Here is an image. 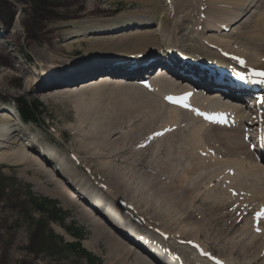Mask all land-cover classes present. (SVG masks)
<instances>
[{
	"label": "rangeland",
	"instance_id": "obj_1",
	"mask_svg": "<svg viewBox=\"0 0 264 264\" xmlns=\"http://www.w3.org/2000/svg\"><path fill=\"white\" fill-rule=\"evenodd\" d=\"M2 1L3 0H0V6ZM5 1L8 2L11 6L10 9H8L9 7L7 6L5 9L0 10V36L2 42L0 43V52L2 54H6L10 58L8 60L9 65L14 67L16 71H18V73H14L16 71L10 69L8 67L9 65L7 66L5 64L6 62L3 61V57L0 55V107H4L3 105L8 103V109L12 110H14L15 108L14 106L16 98H19L22 101H28L31 98H38V95H40L45 89H50L54 86L62 85L60 84V76L66 68L75 66V63L81 62L85 58H87V60L90 59L92 55L97 51H101L103 49L114 46H118L121 49L130 51L128 50L129 48H127V45H123L122 43L105 45L104 43L99 44V40L91 46L87 44V41L77 43L76 39H79L83 36L68 38L69 34L74 31L67 28L68 23L82 20V18L85 19L88 17L95 18L96 16L106 18L117 17L120 15H124V17H132L134 21H137L140 18H146L149 14L148 10H152V3L140 4L138 2L127 0H80L79 5L75 2V0H11L12 2H9V0ZM169 1L170 2L167 3L166 6H163L164 4L162 1L158 2L157 6L159 8L157 6L156 8H158L159 12L161 11V15L163 14V11L165 9L168 12L170 11L171 14L169 15L171 16L172 23L177 19H181L183 15V6L187 4L189 8L188 10L190 19H188V21L186 20L185 24L187 26L183 25L184 27L182 28L185 29L184 32L189 31L188 35H193L191 36L192 45L198 46L202 50L204 48V51L208 54L211 52H216L218 55L215 56L220 58L223 63L226 64V66L230 67L232 66L230 59L222 57L220 55L221 51H231V53L234 55L235 51L239 52L240 50H243L244 53H247L250 56L255 55L253 58L256 62H250L245 57H240V60H245L246 62V64H242L244 67H256L254 65L260 64V62H264V49H259L264 48V11H262L261 9H252L254 10L253 13H256L254 18L252 19V22H245L249 24H255V27L251 28L253 29L254 33L252 34L250 39L245 37L243 39L235 40L236 34H230L231 28L235 27L236 29L242 30L243 25H240L241 21L234 23V25H232L229 30L224 31L225 35H228L225 38H220L215 34V32L206 30L202 27L201 23L203 22L212 24V22L206 20V18L210 17V15L213 13H216L218 16L216 17L215 15H213L212 19H220L221 17L228 16V14L227 16H225V14L223 13L225 8L221 11L214 9L210 10L209 7H207L208 2L213 3L214 0H201V2L200 0ZM175 3L177 4L175 5ZM201 3H205V5ZM73 7L76 8V10L74 11L76 15L82 13L85 16L81 19H62L60 17L63 15L55 12L72 9ZM104 7L107 8V10L102 12ZM80 8L83 9L82 12H78ZM155 10L157 11V9ZM19 11H21L22 15L24 16V18L22 19V23L17 18ZM251 12L250 14L247 13L246 15H251ZM50 15L52 17H50ZM246 15L243 17L242 21L245 19ZM163 18L167 20L169 25L167 24L166 26L167 30H160V33L155 30L157 24L156 20H154L152 24L147 26H137L134 25V23H130L132 25L131 27L124 28L129 29L125 31L124 34H127L129 31L135 32L155 30L159 33L158 37H163L162 39H159L160 41L157 42L153 41L151 38H146L144 43L140 47L132 50V52H139L140 48L144 50H147L149 47L158 49V42H163L164 40H168L173 43L181 40L178 39V37L181 36V33L179 29L176 28L177 24L175 25L172 23L170 25V19L167 14H165ZM185 19L187 18L185 17ZM19 22L22 25H20ZM20 26L25 30V36L28 39L33 38L31 36L33 35L32 33L38 34L37 40L35 41L36 43L26 45V48L28 50H25L21 45L24 40V35H20L18 37V45L7 44L3 41V36H5L6 34H12L14 31L19 29ZM21 31L22 30L18 31V33H20ZM45 31H47V33H43ZM113 32L114 31H112L111 29L101 30L97 31L96 35L104 34V36L108 37ZM174 33L176 34V36L173 35ZM52 34L58 35L62 38L60 39V41L53 40L52 42H50ZM155 36L157 37V34ZM194 36L196 38H194ZM182 37L185 38L186 36ZM219 40L225 41L227 44L223 45L219 42ZM45 41H47L50 53L49 51L45 52L42 47L44 46ZM77 44L82 45L80 47L77 46ZM133 46L137 47L136 44ZM85 47L88 49H85V51H83V48ZM251 48H253V50ZM156 49H151V51L155 52L157 51ZM172 51H176L179 53V48L175 47ZM21 54L24 55V57L28 56V58L24 60L23 65H21L19 62L20 60L23 61L24 59L22 58L23 56ZM29 59L33 60L36 63L35 71H33V68L29 69L27 64ZM258 59L260 62L257 61ZM39 61H41V63L43 64L50 62L49 68L45 66L38 67L37 62ZM178 61H180V58H178ZM157 65L158 64H153V66L147 71L146 75H148V77L150 75V72L153 71L154 68L157 67ZM260 65L263 66L262 64ZM27 72H29L30 74ZM103 73H105V71H101L98 74L92 75L91 77L88 76L78 80L68 81L65 82V84L77 83L86 79L94 78L97 75ZM44 77H46L45 79L47 80H51L52 77L56 79L55 81H50L52 84H49V82L44 83ZM53 83H55V85ZM106 83L107 86L103 88H105L104 90L108 97L104 95L99 99L95 98L94 100H91L86 94H82L81 98L76 96L73 97L72 95H63L59 98H50L45 100H40L38 98L42 102L40 103L41 107L38 108V120L33 125H26L31 133V139L32 137H34V140H32V142L34 143V146L36 148L27 146L28 151L34 152L37 151V148H39V146H46L54 153H56L55 155L59 162H61L64 166L70 168L71 170H74V172H76L75 170H77V173L79 174H82V172L78 170V168L83 171H85V168L80 167L78 164L80 162H84L89 168V172L87 173L89 179L93 181V183L101 185L103 188L106 187L104 188V190L108 193H104L107 196L105 197V200L115 198L114 201H118V198L114 197L117 196L118 193L116 191L118 189H120V191L124 195L123 199H125V196L130 198L128 195L129 191L125 189V183L130 185V192L132 194L131 197H133L134 194L133 198H135L130 199V203L128 204V206L130 205L129 207L131 210L129 209V207H124L117 204L116 206L118 207L116 208V211L117 213L120 211V214H122L125 218L127 217V223H129L130 221L133 224L134 222L132 218L136 217L137 214L143 217L142 221H144V219L147 221V224L143 226V228L149 234H151V231L156 230V228H160L164 233H168L171 236L175 235V232H178L176 235L179 236L178 238L180 240H183V243H186L187 240L196 242L193 239L194 237H192L188 233L192 232V230H197V227L194 226V221H192L191 219H188V221L184 220L187 218L183 217L188 213L193 205L195 207H193V209L196 211L197 216L196 221L199 222V226H202L200 228L204 232L203 233L201 229L198 230L200 232L197 231V233L199 234L197 235V239L200 240L199 243L201 244V246H204L206 250H208L215 256L224 259L225 262H233V260H236L239 264H246V260H251L248 257H244L247 251H244L241 256H238L235 247V244L237 242L236 235L229 236L228 232L223 229L222 221L224 217L228 216V214H220V208H216L213 204L215 203L214 199L212 202L210 201V192H214V190L216 191V187L217 189L227 188L229 190V201L238 200L235 198L237 194H235L234 191H237V189L236 184H232L235 183L234 181L232 182L233 178L230 176V180L228 179L227 181L223 176L222 169H220L219 175H217L218 173L215 174L212 170V157H218L213 158L218 159L217 161L219 163H222L219 157H221L223 152L221 149L219 150V148H223V144H229V141L231 142L233 136H235L234 138L236 139L240 138V140L242 141L241 134L239 137L236 136L235 133L231 135L232 137L228 135L224 136L222 138L224 139L223 143L221 142L222 139L221 141L216 139V136H218V133L220 132H218L215 128H210L206 125L201 126V122L198 120V118L191 117L194 120H189L180 116L181 120H178L179 122H181V124L179 125L180 127L184 128V123H187L189 130L200 129L199 136L202 138L201 142L205 143H202L205 147L204 149L203 147L199 149V152L196 150V155L198 154V157H196L195 153L193 155V152L191 154L192 159H190L187 154L178 153L179 151L177 150H181V146L180 144H177L179 143L177 139H175L177 141L174 140L176 149H170V152H172L171 154H173V151L174 153H176L174 155H168L166 153L168 143L165 142V140H163L162 138H156V143L151 142L146 145V148L149 149V152L147 153L144 148L141 147V145L144 139L151 140L154 139L156 135H158L155 124L159 123L165 127L164 128L162 125H159L158 129H166V127L171 128L173 124V120H170L164 116L166 114V111L165 108L161 106L156 112L157 116L155 117L154 115L155 122L152 125L149 126V122L148 124L146 122L148 121V119L149 121L151 119H154L153 117H150V114L144 115L143 118L135 117L134 121L132 119L128 120L127 126L121 124L123 128L125 127L124 130L129 133L128 136H124L125 134L123 135V129L120 130V128H122L121 125L118 127L119 129H116V127L114 129H111V134L108 132L104 133V131L108 130L109 126V128L113 126L112 124L108 127L106 126L102 128L103 133L100 134L102 135L100 136L101 140L104 138L108 141L105 142V140L103 139L106 144L103 143L101 145L98 143H91L90 141H93L94 139L90 138L89 135H86V128L88 127L89 122L85 120V117H87V114L85 112H94L95 115H99L102 122L104 116L107 114L106 117H111L110 115L115 111V108L117 106H121L119 104L125 99L113 89L112 83L116 82L107 81ZM135 83L136 82H130L132 86H138V84ZM168 83H171L174 88H164L165 91L183 88L182 85H180L179 82L176 81V79L172 78V82L168 81ZM162 84L161 86H163ZM153 96L151 98H153ZM198 96L199 102L200 99H206L207 97L203 96L202 91L198 93ZM160 99H162V97L158 98V100ZM199 102L197 103L199 104ZM217 104L218 102H215L213 105L216 106ZM160 110L162 111V113H159ZM179 112L180 111L178 109V111L176 112L177 115ZM121 116L125 118L124 114H121ZM141 119H143V122L141 121L142 123H144L143 125H148L149 129L152 127V130L150 129L151 132H149L150 130L148 131V129L147 131H143L141 126L140 128L143 133L134 141L133 138L138 131L137 124H139V121ZM80 121L82 122V124ZM176 124H174V126H176ZM118 131L122 133V136H120ZM203 137L207 139V142H205L206 139H204ZM225 138L226 140H228L227 142ZM130 140L132 142L134 141V143L130 142L131 147L129 146ZM92 145H98L99 147L100 152H98L99 155H96V160H94L90 156V154L87 153L89 151L87 149ZM171 146L173 147V145ZM212 146L218 148L213 149ZM123 147H126L127 149L124 151ZM237 147L239 153H243L242 156H244V152L246 151H244V146L242 144H237ZM8 150L9 148H5L2 150L0 149V264H141L131 255L124 258V260H120L122 253H117L120 254L119 258L117 257L118 259L116 258L115 251L110 254L106 250L102 241H108V238L104 235H101L99 231L100 227L101 229L106 231L105 227H102L99 223L97 224V222L93 220L94 218L92 219L90 215H88L89 218L93 220L95 224L93 222H90V220L85 216H81L82 218H80L81 214L78 215L75 213V211L77 210L76 207L79 205H77L74 200H71V205H74L76 207H68V205L63 206L59 198L56 199L49 194L48 191H52V189L54 190V185L46 184V178L41 173V171L38 172L40 170L39 165L36 163L32 165L33 162L28 161L31 165L26 164L28 166H24V164L15 161V159H13L14 157L8 154ZM116 150H118V152H116ZM140 150H143L142 153ZM154 150L156 151L155 156H157V158L154 157L152 160H150L149 155L152 154ZM200 150L201 155L203 154L202 156L200 155ZM204 150L209 154L205 153ZM119 152L125 155V157H121L123 156L122 154L118 157V155L116 154H119ZM5 154H7V156L9 157H7ZM207 155H209V157H207ZM201 157H203V159ZM204 157H207V159ZM84 158L86 159L83 160ZM233 158L234 157H231L229 158V160L234 163V161L232 160ZM184 159L189 160L190 164L183 165L182 161ZM201 159L204 162L208 160L207 162H205V168L203 167L204 162L201 161ZM209 159H211V161ZM144 162H146L147 164H144ZM170 162L175 165L174 168H177L178 166H176V164H178L181 165L179 167H182L184 169L177 168L173 170L174 168L169 165ZM254 164L255 163L252 162V166ZM155 167H157L159 170H156ZM242 169H245L246 172L243 170L241 172V175L242 173H248L250 170L244 165L242 166ZM32 170L36 172V174H34L35 176H37L36 178L38 181V185H41V189L36 188L37 182L34 181L33 173H30L33 172ZM188 170H192V172H189ZM142 175L148 177V180L145 181L146 184H144L146 186L143 187L145 189H142L141 185L139 184L141 182H144L143 179L140 180L139 178V176ZM52 178H54V176H52ZM189 180L191 181L192 185L190 183H187L190 182ZM101 181H104L106 183L104 184ZM223 181H225V184L223 183ZM95 184L94 187L91 186V188L93 189V191L92 189L91 191L96 195L99 187ZM132 184L133 186L139 185L140 189H134ZM190 185L192 189L190 188ZM176 187H178V189L175 191ZM121 188H124V190ZM186 189L187 191L185 192L184 190ZM134 191L136 193H134ZM182 192L184 194L189 192L186 195L192 193L195 199L194 204H192L193 202L190 203V201H187V203L186 201H180L178 193L184 196ZM165 195H167L169 198H174V201L177 199L176 202L179 203L178 205H181L178 210L173 205L172 200L164 198ZM231 196L232 200H230ZM78 198L81 200L79 196ZM119 199H121V197H119ZM124 201L125 200H123V203ZM215 201H217L216 204H219V199ZM95 203L97 205V202ZM106 206L110 208V206ZM163 208L165 209V211H163ZM125 209L127 210V214H125ZM256 209L257 208L244 210L242 214L241 212L239 213V215L241 214V226H239L236 234L239 231H243V229L249 222L252 223L251 214H253ZM122 210H124L125 215L122 213ZM100 211H103L102 208H100ZM249 211L251 212V214L248 213ZM234 214H236V210L234 211ZM210 216H214L217 221V223H212L213 226L212 224H209V226H207V223L210 220ZM200 221H204L203 224ZM101 224L104 226L107 225V223ZM99 225L100 227L98 228L97 226ZM149 225L156 227L152 228L150 231ZM208 227L212 229L209 230ZM90 228L93 230V234L94 232H96L94 234L95 239L101 241L97 243L92 241V231ZM215 228H218V230ZM219 230L221 233L219 232ZM208 231L211 232L209 233ZM214 231L215 233H213ZM247 232L251 233L250 229H247ZM154 235L160 236L162 238V235L164 234L153 233L150 236V238L153 240H155ZM222 235L224 236L222 237ZM78 237H81V239H79ZM224 237L226 238L224 239ZM231 237L234 239H231ZM168 240H170L169 242L174 244L171 238H168ZM76 242H79L80 250L94 255L95 260L88 259L85 256L84 252L76 248L71 249L70 246L66 247V245H71ZM158 242L156 241V243ZM175 243L178 242L176 241ZM117 245L119 247H122L119 244ZM157 245L159 246L160 242ZM89 247L91 249H89ZM174 247L175 249H178V252L176 254L177 257L181 258L183 264H185V260L195 261V258L190 255L189 252L179 251L180 246H178V244H176ZM134 254L139 257V254L137 252H134ZM256 254L258 256V250ZM228 258H230L231 260H227ZM115 259H117V261ZM142 259L145 260L144 258ZM89 260L92 261L89 262ZM187 264H190V262L187 261Z\"/></svg>",
	"mask_w": 264,
	"mask_h": 264
},
{
	"label": "bare ground",
	"instance_id": "obj_2",
	"mask_svg": "<svg viewBox=\"0 0 264 264\" xmlns=\"http://www.w3.org/2000/svg\"><path fill=\"white\" fill-rule=\"evenodd\" d=\"M127 1H134V2H138L140 4L152 3V10H148L149 14H148V16L146 18H140L137 21H134L132 17H124V15H120V16H117V17H106V18H101V17H96L95 16V18L94 17H88V18L84 19V18H82V17L85 16L84 14L80 13V14L76 15L75 13H73L72 15H74V17H71V18H77V19H81L82 18V20H78V21H75V22H72V23H68L70 25L67 24V28L70 29V30H74V31H72L70 33L71 35L69 34L68 38L69 37L83 36V37H81L79 39H76L77 43L86 42L87 41V44H89V46H91L92 44L96 43L98 40L100 41L99 44L100 43H104L105 45H109V44H113V43H115V44L122 43L123 45H127V48H129L128 50H130V51H127L125 49H121L118 46H114V47H110V48H107V49H103L101 51H97L96 53H94L92 55L91 58H94V59H92L91 61L84 60V61L75 63L74 64L75 66H73V67L66 68L63 71V73L61 74V76H60V84L67 85V84H65V82L78 80V79H81V78H84V77H88V76L91 77L92 75L97 74V73H99L101 71H105V73L99 74L97 77H94V78L83 80V81L79 82L80 84H77L76 86L74 84H73V86H69V87L68 86L62 87V85H57V86H54V87H52L50 89H45L38 96L43 97V98L48 96V99H50V98H59V97H61L63 95H68V96L72 95L73 97L76 96V97H80L81 98L82 94H86L91 100H94L95 98L99 99V98H101V96H104V95L106 97H108L106 95L105 90H104L105 88H103V87L107 86V83H106L107 81L108 82H116V83H112L113 89L115 91H117L125 99L119 104L121 106H117L115 108V111L112 112V114L110 113L111 114L110 116L112 118L107 116L108 118H111V119H108L106 117V115H107L106 114L104 116V118H103V121L101 122L99 115H95L94 112L93 113L89 112V111H88V113L85 112L87 114L86 115L87 117L84 116L85 120H87V122H89V125L86 128V135H89L90 138L94 139L93 141H90V142L91 143H98V144L102 145L103 143L108 142L104 138L103 139L105 140V142H104L103 139L101 140L100 136H102V135H100V134L103 133L102 128H104L106 126L108 127L109 125L113 124V126L111 128H109L110 127L109 126L108 130L104 131V133L108 132V133L111 134V132H112L111 129H114L115 127L117 129L121 124L127 126V122H128L129 119H132L134 121L135 117L143 118V116L146 115V114H150L151 116L150 115L149 116L154 118V119H151L150 121H149L148 118H147L148 121L145 120L147 122V124L149 122V126H150V125H152L155 122V117L157 116V113H156L157 110H159V108L161 106H163L165 108V111H166V114L164 115V113H163V115L165 117H167L168 119L173 120L172 121V123H173L172 127L171 128H167L166 127V129H158V126L162 125V124H159V123L157 124L156 123L155 124V128L157 129V134L158 135H156V137L154 139H151V140L144 139L143 142H142L141 147H143L144 150L148 153L149 149L146 148V145H148L151 142H155L156 143V141H155L156 138H162L163 140H165V142L168 143V148L166 150V153L168 155H174L176 153H174V151H173V154H171L172 152H170V149L171 148H175V141L178 140L179 143H177V144L178 145L180 144V146H181V150H177V151H179L178 153L187 154L188 157L190 159H192L191 158L192 152H193V155H194V153L196 155V150L199 152V149H201L202 147L204 149V147H205V146H203V144H205V143L201 142L202 138L199 136V130L200 129L189 130L188 125H185L184 128H182L180 126L179 127L178 126H174V124H176V123L180 124V122H178L179 115H182L186 119H189V120H194L191 117L198 118V120L201 122V126L209 124V123H207V121H208V112H209V115H210L214 111V109H208V104L209 103H215V101H211V100H212V98H217L218 97L217 93L216 92L210 93L213 96L212 98H210L211 97L210 96L209 99L206 98L205 100L201 101V102H204V101L209 100L207 104H200V102L196 101V98L194 96H192L191 99L186 102L185 110H181V109H179L177 107L170 106V105L166 104L164 99H163L164 95L167 94V92L163 90V86H165L167 88H173V85L171 83H168V81H166L165 79H163V77H165V76L167 77L170 74L168 72H166V70L164 68H162L161 66H163V67L168 66V60L171 61L172 59L171 58H168V59L167 58H160V59H158L159 66L156 67L155 70H154V72L158 71V73H156L154 75L157 78H155V80L153 82L149 83L147 87L141 86L139 84H138V86H132L130 84V82H136L137 83L138 79H135V78L138 77V73H140V76L143 77L147 73V70L150 69V67H151V63H152L151 60L154 59V61H155L158 54L157 55H152V56H146V55H149L151 53V49H147V50L140 49L139 52L133 54V55H137V54L139 55V56H136V57L129 56V54H132L131 53L132 50L140 47L144 43L146 38H151L155 42L160 41L159 39L163 38V37H158V34L160 33V30H167L166 26H167V24L169 25V23L167 22L166 19L163 18V16L165 14H167L169 16V19H170V25L172 23L175 24V25L177 24L176 28H178L180 33H181V36H179L178 39H181V40H179L178 42H174V43L170 42L168 40H164L163 42H158V49L159 50H161L163 52H165V51L167 52V51H169L167 49L178 47L180 52H181L180 55L182 57H191L192 61H195V63L197 61H198V63L199 62L203 63L204 60H209L211 62L216 63V65H217V63L222 64L223 61L220 58L215 56V55H218L216 52L215 53L211 52V53L208 54V53H206L204 51V48L202 50L200 47L194 46V45L191 44V40H192L191 36H193V35H191V36L188 35L189 31L188 32H184L185 29L182 28V27H184L183 25L187 26L185 24L186 20L188 21V19H190L189 10H188L189 8H188L187 4H185L183 6V12H182L183 15H182L181 19H177L175 22L171 23V16L169 15V14H171L170 11L168 12L165 9L163 11V14L161 15V11L160 12L158 11L159 7L157 6L158 2L162 1V2H165V3H169V1H167V0H127ZM142 1H144L145 3L142 2ZM9 2H12V1L9 0ZM200 2H201V0H200ZM127 3H130V2H127ZM176 4L177 3H175V5ZM201 4L205 5V3H201ZM156 6L158 8H156ZM207 7H209L210 10L214 9V10H221V11L225 8L223 13L225 14V16H227V14H228L227 17H221L220 19H212L213 15H215L216 17L218 16L216 13H213V14L210 15V17H207V18L205 17L206 20L211 21L212 24L204 22L206 30H211V31L215 32V34L218 37L225 38L228 35H225L224 31H226L227 29H230L232 27V25H234V23L242 20V17H244L245 13L249 12L250 9L252 10V9H256L257 8L259 10L261 9L262 11H264V0H214L213 3L212 2H208V6ZM1 9H3V8H1ZM155 9H157V11ZM106 10H107V8L104 7L102 12H104ZM82 11H83V9L80 8L78 12H82ZM253 12H254V10H252L251 15H249V16L246 15L245 19L240 23V25H243L242 26V30L241 29L240 30L236 29L235 27L231 28V33L230 34H236L235 40L236 39H243L245 37L250 39V37L254 33L253 29H251V28L255 27V24L245 23L246 21H249L250 23L252 22V19L254 18L255 14H256V13H253ZM97 15H99V14H97ZM185 17L187 19H185ZM17 18L22 23V19L24 18V16L22 15L21 11H19V14L17 15ZM62 19H65V18H62ZM154 20L157 21L155 30H157L159 33L154 30V31H135V32H130L129 31L127 34H124L125 31L129 30V29H124V28H127V26L130 25V23H134V25H137V26H147V25L152 24V21H154ZM20 22H19V24H20ZM20 25H22V24H20ZM201 25H202V23H201ZM107 29H111L114 32L111 33L110 36H108V37L104 36V34L96 35L97 31L107 30ZM17 30L18 31L22 30V31L20 33H18ZM17 30L14 31L12 34H6L5 36H3L4 43L12 44V45H18L19 43H18L17 40H18V37L20 35H24V40L21 43V45H22V47L25 50H28L26 48V45H30V44L36 43L35 41L37 40V36L33 37L31 35L33 38L32 39H28L25 36V30L23 29V27L21 28V26H20V28L17 29ZM43 33H47V31H45ZM156 34H157V37L155 36ZM28 35H30V34H28ZM173 35L176 36L175 33ZM182 36H186V37L183 38ZM57 37H59V36L55 35V34H52L50 42H52L53 40L54 41H60V39L62 38V37H59V38H57ZM194 38H196V37L194 36ZM219 42L221 44H223V45L227 44L225 41H222V40H219ZM0 43H2L1 42V36H0ZM135 44L137 45V47L133 46ZM81 45L82 44H77V46H80V47H81ZM42 47H43L45 52L49 51V53H50L47 41H45L44 46H42ZM255 48H256V46H255ZM85 49H88V48H86V47L83 48V51H85ZM251 49L253 50V48H251ZM259 49L262 50L264 48H259ZM221 52L222 53L223 52L231 53V51L230 52L221 51ZM186 54H189L191 56H185ZM211 54H213V55H211ZM0 55L3 57V61L6 62L5 64L8 66L9 65V63H8L9 61L8 60L10 58L6 54H2L1 53ZM234 55L236 56L237 59H239V61L243 65L246 64V62H245V60H240V57H245L250 62H256V61H254V58H253L255 55L250 56L247 53H244L243 50H240L239 52L235 51ZM22 56L21 57L24 58L25 60L28 58V56L27 57H24V55H22ZM48 56H50V55H48ZM257 61L260 62L259 59ZM19 62L22 65V61H19ZM27 64H28L29 69L33 68V71H35L36 63L33 60L29 59ZM260 64H262L264 66V62H260ZM260 64L254 65L256 67H253V70L260 71V69L263 68L262 70L264 71V67L261 66ZM251 65H253V64H251ZM37 66L38 67L39 66L40 67L45 66V67L49 68L50 62H47L46 64H43V63H41V61H39V62H37ZM8 67L10 69L16 71V69L14 67H12L10 65ZM180 67L182 68L183 66L181 65ZM193 67H195V65L194 66L189 65L188 68H186L187 69L186 72L188 73V71H191V69ZM223 67L226 68V66H224V65H223ZM129 68H132L133 70H129ZM142 71H145V72H142ZM176 71L179 72V70H177V69H176ZM170 72L174 73L172 70ZM14 73H18V71L14 72ZM27 73H29V72H27ZM54 76H56V75H54ZM46 77H44L43 79H45ZM53 77L51 78V80L45 79L44 83H46V82L48 83L49 82V84H52L50 81H55V79H56V78H53ZM185 77H190V76L186 75ZM130 78H133V79H130ZM180 83H182V82H180ZM53 84L55 85V83H53ZM161 84L163 86H161ZM184 84H187V83L184 82ZM199 84H203V82L200 80ZM77 87H81V88L78 89ZM109 87H110V85H109ZM73 89H75V90H73ZM205 89L207 90L208 88L206 87ZM104 92H105V94H104ZM152 96H153V98H151ZM159 97H162V101H160L161 99L158 100ZM154 98L157 99V100H155ZM256 98L257 99H253V100L251 99L248 102L249 106L257 105V107L259 109H261L263 107V104H264V93L262 95L256 97ZM85 99H87V98H85ZM197 102H199V104H197ZM227 102L230 103L228 100H226L225 103H227ZM230 104L233 107L240 106L239 102H231ZM213 106H215V105H213ZM81 108H83V107H81ZM205 108L208 109L209 111L207 112ZM178 109H179L180 112L177 115L176 112L178 111ZM160 111H159V113H162V111L161 112ZM250 112H252V111L249 110V112H248V110H247V111H245L244 115H249ZM253 112H255V111H253ZM131 113H134V114H131ZM227 113H230V115L231 114L232 115L235 114V115H233V117H234V119L236 121L237 120H241L244 117L243 114H241V113H238V112H233L232 113L231 109H229V108H227ZM121 114H124V117L127 118V119L123 118L121 116ZM154 115H155V117H154ZM253 117L255 119L257 118L256 116H253ZM142 120L143 119H141L139 121V124H137L138 131H137L135 137L133 138L134 141H135V139L137 137L142 135L143 131H147V129L149 131L152 128L151 127L149 129L148 125L144 126L143 125L144 123H142L143 122ZM246 122H247V124H250V123H252V125L254 124L251 128L256 127V124H255L254 120H250L249 118H247ZM81 124H82V122H81ZM122 125H121V127H122ZM227 125L229 126V123H227ZM260 126L262 127L263 124H261ZM140 127L143 129V131L141 130ZM240 127L241 126H239V125L237 127H235V128L233 126V130L231 131V134L222 133L221 134L222 136H218L216 139L221 141V139L224 136L228 135V136L232 137L231 135L234 134V133H235L236 136H238V133L236 131ZM121 129H123L122 133H123V135L125 134L124 136H128L129 135V133L124 130L125 127L124 128L123 127L120 128V130ZM126 129H127V127H126ZM221 129L223 131H226V129H223V128H221ZM262 129L264 130V128H262ZM151 130L149 132H151ZM222 130L218 129V131H220V132H222ZM253 130H257V129H253ZM240 131H243L242 127H241ZM149 132H146V133H149ZM258 132H259V135H260L261 131L259 130ZM20 133H23V135L27 136V138L19 142V140H21V138H19L17 136ZM122 133L119 132L120 136H122L121 135ZM206 134H208V133H206ZM234 137L235 136H233V139L231 138L232 140H231V142L229 141V144H227V143L223 144L224 143V141H223L224 139H222L221 142H223L222 144L224 145V147L223 148H219V150L221 149L222 152H223L221 157H219V159H221L222 163H219L217 161L218 159H216V158H218V157L213 156V157H216V158L212 157V170H213V172L215 174L218 173L217 175H219L220 169H222L223 176H224V178L227 181H228L230 176L233 178L232 182L234 181L235 183H232V184H236V189H237V191H234V193L237 194L235 196V198L238 199V200L229 201V190L227 188H224V189L223 188H221V189L218 188L217 189V187H216V191L214 190V192H212V191L210 192V201L212 202L213 199H214L215 203H213V204L215 205L216 208H220V211H219L220 214H225V213L228 214V216L224 217V219L222 221L223 229L228 232L229 236L236 235L237 242L235 244V247H236L237 255L241 256L244 251H247L245 253L244 257H248L251 260H246L245 261L246 264H264V230L260 231V226L262 225L261 223H262L263 218H264V208H263L264 207V166H263L264 164L262 165L260 163H264V159L260 158V160H258L259 163L257 162V163H255L252 166V160H250V156L252 155V153H249L248 151H245L244 152V156H242L243 153H239L238 147H237V144H242V141L240 140V138L236 139ZM226 138H225V140H226ZM175 139H177V140H175ZM204 139H206V138H204ZM32 140H34V137H32V139H31V137L28 136V133H27V130H26L25 127H21V125L18 122L15 121V118H13L12 115L10 113H8L6 110H0V149L2 150V149H5V148H9V150H8L9 153L8 154L10 156L14 157L13 159H15V161H17L18 163L24 164V166L26 164L31 165L30 162H28V161L33 162L32 165L35 164V163L38 164L40 170L39 171L37 170V171L38 172L41 171V173L44 175V177L46 178V184L47 185H50V184L54 185L53 186L54 190L52 189V191H48L49 194L52 197H55L56 199L59 198L61 200V203L63 204V206L68 205V207L69 206H74V205H71V202H72L71 200H74V202L77 205H79L77 207L76 206H74V207H76V209H77L75 211V213L78 214V215L81 214L80 218L85 216L87 219L90 220V222H93L94 224H95V222H97V224L99 223L102 227H105L106 231L101 229L100 225L97 226L98 228L100 227L99 228L100 234L104 235L105 237L108 238V241H104V240H102V241H103V244H104L106 250L110 254L115 251L116 258L117 257L119 258L120 254L122 253L120 260H124V258L129 257L131 255V256H133V258L135 260L140 261L141 264H151L148 261V259L144 258L145 260H143L142 256H141L142 258H139V257H137L134 254V252H137V251L139 252V250L137 249V251H136V247L125 240V237H128V236H125V235H130L131 236L130 237L131 240L140 239L143 242L147 241V243L154 250L158 251L163 256V258L166 261H168V262H170L172 264H179V263L183 264L181 258L177 257V254L175 255L176 252H174L175 251V247L174 246H173L172 250H170V252H167V251L162 252L160 246L157 245L159 242L155 239L158 242V243H156L155 240L150 238V236L153 233H155V234H157V233L165 234L163 232V230H161L160 228H156V230H153L152 234L150 235L141 226L139 220L134 219L136 217L132 218V216H131V218H132V220L134 222L133 224L130 221H129V223H127V217L125 218L122 214H120V211H119L120 208L118 210L119 212L117 213V211H116V208L118 207V206H116L117 204L121 205V206H124V207H129L130 205L128 206V204L130 203V199H135V198H133L134 194H133V197H131L132 194L130 192V185L125 183V189H127V191H129L128 195H129L130 198L125 196V199H123L124 195L122 194L120 189H118L116 191L118 193L117 196H114V197L118 198V201H114L115 198L111 199L110 197H109L110 199L105 200V197H107V196L104 193H108V192H106L104 190V188H106V187L103 188L101 185L95 184V183H93V181H91L89 179V177L87 176V173L89 172V168L83 161H82L83 163H81V162L79 163L78 162L79 163L78 165L80 167L85 168L86 172L81 170L80 168H78V170H80L82 172V174L77 173V170H75L76 172H74V170H71L70 168L64 166L61 162H59L61 168L63 169V171L67 175V177L69 176L71 179L75 180L76 183H77V184L75 183V185L78 186L77 190L75 188H71L70 189V186L69 187L67 186V184L64 181V178L62 176H54L55 179L52 178L51 174H49L50 171H52V168L44 166L42 158H40L41 156L35 155L34 152H29L28 151L27 144L30 147H32V148H36L34 146V143L32 142ZM134 141L132 142L130 140L129 141V146H130V142L134 143ZM227 141L228 140H226V142ZM205 142H207V139H206ZM171 145H173V147ZM216 148H218V147H213V149H216ZM42 149H45L46 152H47V149L49 151L48 147L46 148V146H45V148H44L43 146H39L38 150L42 152ZM123 149L125 151L127 148L123 147ZM87 150H89L87 153H89L90 156L94 160H96V158H97L96 155H99L98 152H100L98 145H96V146L92 145ZM142 151H141V153H142ZM116 152H118V150H116ZM155 152L156 151L154 150V152H153L154 154L152 153V154L149 155L150 160H152L154 157L157 158V156H155V154H156ZM204 152H205V150H204ZM205 153H207V152H205ZM255 153L259 156L260 155V150L257 149ZM121 154L122 153L119 152V154H116V155H118V157H119V156H121ZM207 154H209V153H207ZM5 155L7 156V154H5ZM197 155H196V157H198ZM200 155H201V150H200ZM7 157H9V156H7ZM121 157H125V155H123ZM207 157H209V155H207ZM207 157H204V158L207 159ZM231 157H234L232 159L234 161V163L229 160V158H231ZM86 158H84L83 160H85ZM201 158L203 159V157H201ZM202 159H201V161H203ZM245 159L247 160L246 163H245ZM8 160H9V158H8ZM112 160H114V159H112ZM209 160L211 161V159H209ZM207 161H205V162H207ZM205 162L203 163V167L204 168L206 167V163ZM182 163H183V165L190 164V161L187 160V159H184L182 161ZM208 163H210V162H208ZM56 164H57V162H56ZM144 164H147V163L144 162ZM28 165H26V166H28ZM169 165L171 167H173V168L175 167V165L173 163H171V162H170ZM243 165L245 167L249 168L250 170L248 169L249 170L248 173H242V175H241V172L243 170L245 171V169H242ZM176 166H178L177 168L184 169L182 167H179L181 165L176 164ZM177 168H174L173 170H175ZM155 169L159 170L157 167H155ZM188 171L192 172V170H188ZM30 173H33L34 181L37 182L36 183V188L41 189V185L40 184L38 185V181H37V178H36L37 176H35L36 172L33 171V172H30ZM195 175H197V174H195ZM30 178H31V175H30ZM139 178H140V180L143 179L144 182H141L139 184L141 185L142 189H145L143 187L146 186L144 184H146L145 181L148 180V177L142 175V176H139ZM101 182H103L104 184L106 183L104 181H101ZM187 183L188 184L190 183L192 185L191 181L187 182ZM223 183L225 184V181H223ZM94 184L99 187V189L97 190V194L96 195L94 193H92L93 189L91 188V186L94 187ZM117 185H118V180H117ZM191 185H190V188H191ZM132 186H133V184H132ZM133 187L136 190L140 189L139 185L138 186H133ZM228 187H232V186H228ZM167 188H169V187H167ZM39 189H38V191H39ZM83 189H85L87 191L86 193L90 197H92L93 199H95L97 201H100L101 208L107 209V210L108 209L113 210L112 216H114L115 218L114 219L111 218V219L113 220V223L117 227H120V228L113 227L108 221H107V225H105V226L102 225L101 223L104 222L103 218L100 217L101 216L100 214L96 215L94 213V210L87 205V203L89 202L87 200V198H85V200H84L86 205L81 203L82 200H80L78 198V196L83 199V197L81 196L82 193H83ZM91 189H92V191H91ZM121 189L124 190V188H121ZM177 189H178V187L175 188V191ZM180 189H182V188H180ZM183 189H184V187H183ZM132 190H133V188H132ZM158 190H160V189H158ZM181 191H183V190H181ZM184 191L186 192L187 189L184 190ZM134 193H136V192L134 191ZM188 193L189 192H187L185 194L183 193L184 196H182L180 193H178L180 201H186V203H187V201H190V203L193 202L192 204H194V202H195L194 195L192 193L189 194V195H186ZM173 194H170V195H173ZM119 197H121V199L125 200L124 203H123V200L119 199ZM164 198L168 199V200H172V203H173V205L175 206V208L177 210L181 206V205H178L179 203L176 202L177 199L174 201L173 200L174 198H172V197L169 198L167 195H165ZM217 199H219V201H218L219 204L217 203L218 205L216 204L217 201H215ZM230 200H232V196L230 197ZM115 202H118V203H115ZM106 205L110 206V208L107 207ZM68 207H66V208H68ZM193 207L194 206L192 205V208L188 211L187 214L185 213L186 215L183 216V217L187 218V219H184V220L188 221V219H191L192 221H194V224H195L194 226L197 227V230L195 229V230H192V232H188L192 237H194L193 238L194 241H196V242L191 241L189 243H192L194 245H197V244L201 245L199 243L200 240L197 239V235H199L197 233V231L199 229H201L200 227H202V226H199V224H198L199 222L196 221V219H197L196 211L193 209ZM254 207L255 208L257 207L256 212L251 214V212L249 211L248 213L251 214L254 217V219H252V222L259 221V225L257 226V229H258L257 231L260 232L259 235L257 233H255V234L248 233L247 230H245L246 228L243 229V231H239L236 234L238 228H235L237 226V223H236L235 219L236 218L239 219L241 217V214H242L243 210H249V209H252ZM182 208H184V207H182ZM129 209H130V207H129ZM235 210H236V214H234ZM163 211H165L164 208H163ZM240 212H241V214L239 215ZM183 213H184V211H183ZM125 214H127V210L126 209H125ZM88 215H90L92 217V219L94 218L93 220L95 222L93 220H91ZM194 218H195V220H194ZM200 222L203 224L204 221H200ZM212 223H217L216 218H214V216H210V220L207 223L208 224L207 226H209V224H212ZM92 226H95V225H92ZM212 226H213V224H212ZM252 226H253V224H252ZM146 227H148V226H146ZM211 229L209 228V230H211ZM215 229L218 230V228H215ZM262 229H263V227H262ZM91 231H92V233H91L92 241L95 242V243L101 241V240L95 239L94 234L96 232H94V234H93V230L92 229H91ZM116 231L118 233H120L122 236H120V234H118ZM188 231H191V230H188ZM215 231L213 233H215ZM198 232H200V231H198ZM202 232H203V230H202ZM219 232H220V230H219ZM219 232H217V233H219ZM227 232H225V233H227ZM177 233L178 232H175V235ZM123 234H125V235H123ZM175 235H173V237H171V235H169V236H167V239L168 238H174ZM213 235H215V234H213ZM217 236H218V234H217ZM223 236L224 235H222V237ZM220 237H221V235H220ZM232 237H231V239H234ZM225 238L226 237H224V239ZM176 239L178 240L179 238H176ZM214 239H216V238H214ZM189 243H187V242L184 243V244H186V246L180 245L181 244L180 243V244H178V246H180V250L179 251L189 252V254L192 255L195 258V261L187 260V261L190 262V264H196L197 262H198L197 264H213L209 260H205L204 257L202 256V254L194 253V250L189 246ZM117 244L121 245L123 248L119 247ZM182 244H183V242H182ZM246 246H247V248H246ZM89 249H91V248L89 247ZM257 250H258V256L256 254ZM118 252H120V254H117ZM117 259H115V260L117 261ZM227 260H231V259L228 258ZM187 261L185 260V264H187ZM233 262L234 263H238V261H236V260H233ZM233 262L232 261H227V264H234Z\"/></svg>",
	"mask_w": 264,
	"mask_h": 264
},
{
	"label": "trees",
	"instance_id": "obj_3",
	"mask_svg": "<svg viewBox=\"0 0 264 264\" xmlns=\"http://www.w3.org/2000/svg\"><path fill=\"white\" fill-rule=\"evenodd\" d=\"M79 1L80 0H75V2L76 3H78V5H79ZM1 6H2V8L3 9H5L7 6L9 7L8 9H10V4L8 3V2H6L5 0H3L2 2H1ZM1 6H0V10H1ZM76 7V6H75ZM75 7H73L72 9H66V10H63V11H55L56 13H58V14H61V15H63V16H61L60 18H71V17H74V15H72L73 13H74V11L76 10L75 9ZM55 10V9H54ZM69 11H70V13H69ZM69 13V14H68ZM50 17H52L51 15H50ZM33 35V37H36L38 34H34V33H32ZM41 34V33H40ZM18 111H19V113H20V115H21V117L24 119V120H34L33 119V111H32V109H37V102H36V100H34V101H32V102H30V103H25V102H22L19 106H18ZM12 248V247H11ZM12 250V249H11Z\"/></svg>",
	"mask_w": 264,
	"mask_h": 264
},
{
	"label": "snow or ice",
	"instance_id": "obj_4",
	"mask_svg": "<svg viewBox=\"0 0 264 264\" xmlns=\"http://www.w3.org/2000/svg\"><path fill=\"white\" fill-rule=\"evenodd\" d=\"M257 75H264V73H256ZM243 78V77H242ZM189 94H185V96H187ZM168 99H172L171 97H168ZM220 122H223V117L221 116L220 118ZM217 264H220V262H217Z\"/></svg>",
	"mask_w": 264,
	"mask_h": 264
}]
</instances>
